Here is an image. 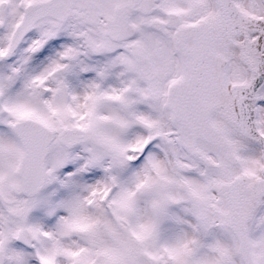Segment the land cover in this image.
Returning <instances> with one entry per match:
<instances>
[{"label":"rangeland","instance_id":"obj_1","mask_svg":"<svg viewBox=\"0 0 264 264\" xmlns=\"http://www.w3.org/2000/svg\"><path fill=\"white\" fill-rule=\"evenodd\" d=\"M4 1L8 6L2 12ZM36 1L0 0V52L8 49L26 7ZM241 5L252 14H264L262 0H242ZM86 20L46 17L12 57L0 62V248L7 254L5 264H242L237 242L221 222L216 199L221 171L186 153L180 137L144 146L150 125L157 131L166 125L163 119L152 122L153 113L141 106L145 94L134 92L139 70L128 50L91 23L80 44L67 42L61 53L31 67L36 33L49 34L48 40L62 29L69 35V28L81 21L85 27ZM62 54L79 56L80 70L72 76L64 73ZM226 54L231 79H248L238 51ZM129 59L131 68L126 66ZM38 82L48 87L45 96H36ZM260 98L264 132V89ZM29 117L55 132L85 128L91 139L73 147L55 139L47 158V183L28 198L20 176L24 147L12 125ZM235 143L241 164L234 171L261 175L264 149L241 137ZM27 209L30 215L23 221L21 213ZM263 213L262 207L251 231L258 264H264ZM24 226L33 234L32 247L17 241Z\"/></svg>","mask_w":264,"mask_h":264},{"label":"water","instance_id":"obj_2","mask_svg":"<svg viewBox=\"0 0 264 264\" xmlns=\"http://www.w3.org/2000/svg\"><path fill=\"white\" fill-rule=\"evenodd\" d=\"M61 2L62 0L43 1L27 9L10 50L0 55V60L14 52L39 18L48 14L63 19L67 17L72 5L65 6L67 10L65 9L64 14ZM218 2L220 9L212 20L184 30V36L194 41L193 48H185V54L191 58L190 75L175 86V103L172 109L176 120L190 131L194 139L201 138L221 147L228 164L232 165L239 160L232 150L231 142L214 126L211 117L214 112L219 111L238 133L264 148V133L259 128L257 118L260 91L264 87V18L246 15L234 0ZM226 46L238 48L239 58L250 72L249 81L234 83L231 91L223 80L228 60L217 51L218 47ZM40 88L44 90L41 86L37 89ZM15 131L25 146L21 166L24 194L34 195L45 183V159L54 133L30 119L15 123ZM87 138L86 132L72 129H66L59 135V140L68 145ZM195 151L206 164L218 166V163L201 151ZM222 192L228 206L226 224L238 241L241 259L244 264H256L249 240V224L254 210L264 196V167L261 177L255 180L243 174L225 181ZM26 217L27 212H24L22 218ZM19 240L32 244V236L27 229L20 232ZM4 256L3 250H0V264H3Z\"/></svg>","mask_w":264,"mask_h":264},{"label":"flooded vegetation","instance_id":"obj_3","mask_svg":"<svg viewBox=\"0 0 264 264\" xmlns=\"http://www.w3.org/2000/svg\"><path fill=\"white\" fill-rule=\"evenodd\" d=\"M73 1L74 8L70 18L77 16L79 20L87 19L88 24L84 27L80 25L81 21L80 24L73 25L68 29L69 35H67L66 29H62L59 33H55L52 39L48 40V43L47 33H36L31 48V67H34L41 58L49 60L52 58V53H61L62 47L67 42L80 44L86 38V31L92 23L103 32L109 41L131 52L138 69L140 68L141 70L143 65H151L149 66V75L152 76V79H147L146 75L139 72L135 78V87L139 92H142V95L143 93L145 94L141 98V106L145 109L149 108V111L153 113L150 120L160 124L163 119V125H166V128L160 126L158 135L154 138L161 140L166 137L173 138L175 141V139H179L178 137H180L182 147L186 150V153L190 154L193 148L192 142L185 130L179 126L175 128L172 125L171 113L169 111L170 105L174 103L175 99L173 84L179 81L186 73V61L180 51L181 45L186 44L188 47L193 45L191 40L181 38V30L211 19L218 9L216 1L158 0L155 4L144 6L146 10H153L151 13L137 10L135 7L136 0ZM119 6H123L124 12L129 13L132 22L136 25L137 33L132 38L115 41L107 32L113 33L114 31L112 24L116 9ZM95 13L97 14L95 15ZM115 34L125 36L123 30ZM152 41H156L157 46ZM61 56L66 75L72 76L75 71L80 70L79 56L63 54ZM126 66L131 68L130 59L126 63ZM68 89V93H70L71 87ZM78 98L82 100L80 91L78 92ZM144 98H148V102L143 101ZM138 99H134V102H137ZM214 121L218 127L224 129L231 138L233 146L237 148L234 131L219 115L214 116ZM156 132L157 127H150L152 135H155ZM206 151L209 152L212 158L223 160L222 162L225 163L222 152L217 148L209 146V149ZM222 171L224 175L230 176L232 167H226ZM216 199H221L223 202L220 195L216 196ZM223 212L224 205L221 204L219 208L220 217H222ZM222 221L223 219H221Z\"/></svg>","mask_w":264,"mask_h":264},{"label":"bare ground","instance_id":"obj_4","mask_svg":"<svg viewBox=\"0 0 264 264\" xmlns=\"http://www.w3.org/2000/svg\"><path fill=\"white\" fill-rule=\"evenodd\" d=\"M239 3L242 1V0H238ZM226 50H231V48H228ZM235 51H237L236 49H234ZM233 84V81L229 78L228 80V87H230L231 85ZM259 117H261V112H259ZM260 127H261V124H260Z\"/></svg>","mask_w":264,"mask_h":264}]
</instances>
